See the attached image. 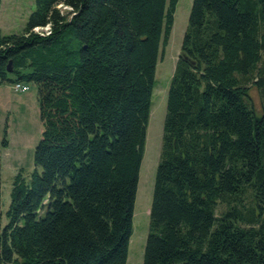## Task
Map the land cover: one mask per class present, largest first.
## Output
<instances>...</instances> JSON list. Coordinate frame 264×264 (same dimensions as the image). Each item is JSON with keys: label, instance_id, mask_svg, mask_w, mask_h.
Instances as JSON below:
<instances>
[{"label": "trees", "instance_id": "trees-1", "mask_svg": "<svg viewBox=\"0 0 264 264\" xmlns=\"http://www.w3.org/2000/svg\"><path fill=\"white\" fill-rule=\"evenodd\" d=\"M33 2L21 32L0 33V84L35 85L42 125L0 217V264H125L177 0ZM141 264H264V0H191Z\"/></svg>", "mask_w": 264, "mask_h": 264}, {"label": "rangeland", "instance_id": "rangeland-1", "mask_svg": "<svg viewBox=\"0 0 264 264\" xmlns=\"http://www.w3.org/2000/svg\"><path fill=\"white\" fill-rule=\"evenodd\" d=\"M190 5L191 0H177L167 41L162 46V55L157 58L155 65L125 264H141L148 227L154 171L160 150L166 92L177 55L180 52V42L186 27ZM33 8V0H0V33L7 35L21 32ZM59 9L63 13L67 12L63 6ZM8 76L11 79L14 78L13 74ZM13 83L14 81H5L0 84L1 225L5 221L4 211L9 202L12 178L18 170L27 176L32 169L33 149L42 130L38 118L35 85L27 83L25 91H14ZM248 98L255 114H259L262 103L254 86L249 87ZM3 140L5 144H2Z\"/></svg>", "mask_w": 264, "mask_h": 264}, {"label": "built area", "instance_id": "built-area-1", "mask_svg": "<svg viewBox=\"0 0 264 264\" xmlns=\"http://www.w3.org/2000/svg\"><path fill=\"white\" fill-rule=\"evenodd\" d=\"M48 29H49L48 26H45L43 28H41V27H35V28L32 29V31L34 33H37L38 35H42V34H47L49 32ZM12 89L14 91H25L27 89V85L24 84V83H21V82H14L12 84Z\"/></svg>", "mask_w": 264, "mask_h": 264}, {"label": "water", "instance_id": "water-1", "mask_svg": "<svg viewBox=\"0 0 264 264\" xmlns=\"http://www.w3.org/2000/svg\"><path fill=\"white\" fill-rule=\"evenodd\" d=\"M183 58H184V57H183ZM10 70H11V69H10V62H8L7 67H6V71H7V72H10Z\"/></svg>", "mask_w": 264, "mask_h": 264}]
</instances>
